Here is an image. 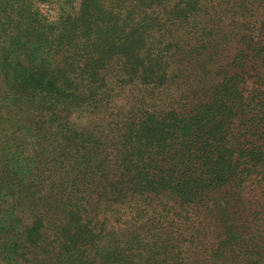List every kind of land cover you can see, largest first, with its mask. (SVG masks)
I'll list each match as a JSON object with an SVG mask.
<instances>
[{"label": "trees", "instance_id": "obj_1", "mask_svg": "<svg viewBox=\"0 0 264 264\" xmlns=\"http://www.w3.org/2000/svg\"><path fill=\"white\" fill-rule=\"evenodd\" d=\"M214 2L83 1L82 22L99 37L77 57L88 92L113 63L125 84L144 87L110 130L54 128L52 78L17 74L19 97L0 110L25 147L4 163L6 195L36 219L21 237L2 228L21 252L4 260L264 264V0ZM26 100L48 105L34 129L22 126L32 109L16 107Z\"/></svg>", "mask_w": 264, "mask_h": 264}, {"label": "rangeland", "instance_id": "obj_2", "mask_svg": "<svg viewBox=\"0 0 264 264\" xmlns=\"http://www.w3.org/2000/svg\"><path fill=\"white\" fill-rule=\"evenodd\" d=\"M83 1L0 0V105H6L9 100L19 97L14 79L17 74L32 76L46 73L56 84L53 94L57 91L60 93L55 104L54 117L49 119L51 125L55 124L54 128L66 123L74 130L82 132L92 130L93 126L110 130L115 125L124 123L132 107L139 103L144 87L138 82L132 86L125 84L126 79L113 63L100 71L96 91L93 90V94L88 92L89 75L83 73L85 71L79 65L77 57L82 46H97L99 37L82 22ZM226 2L227 0H215L214 5L216 9L220 6L225 10ZM134 5L135 2L127 4V9L133 11ZM160 47L164 49L161 50L164 61H169L173 50L165 48L163 44ZM200 61L205 62L204 58ZM221 61L225 63L227 59L221 58ZM28 93H31V89ZM98 98H101L102 103L93 110L98 104L95 103ZM18 106L32 109L33 116L23 119L24 127H30L34 120L42 123L40 117L48 114L43 109L48 105L33 103L31 100L22 101L16 104ZM2 114L5 119L0 114V131L4 127L6 134L0 135V264H19L13 256L3 259L7 252H21L17 248L20 243L14 238H4L2 228L6 231L8 229L12 236H24L27 232L26 226L33 225L36 215L29 208L22 211L14 206L16 195L14 198L6 195L8 191L9 194L14 192L10 191L14 186L11 185L13 183H6L4 179L7 177V173L4 174V163L18 158L14 148L21 150L25 144L23 139L13 134L16 121L5 117L4 108ZM31 141L34 139L31 138ZM29 152L30 148L26 146L24 154ZM12 163L6 164L9 171L13 168ZM33 167L34 172L35 166ZM29 179L30 176L21 179L24 188L33 181ZM15 229L18 233H15Z\"/></svg>", "mask_w": 264, "mask_h": 264}]
</instances>
